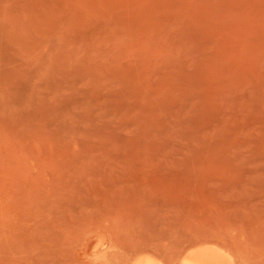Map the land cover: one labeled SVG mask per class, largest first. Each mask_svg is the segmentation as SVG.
<instances>
[{"label": "rangeland", "instance_id": "obj_1", "mask_svg": "<svg viewBox=\"0 0 264 264\" xmlns=\"http://www.w3.org/2000/svg\"><path fill=\"white\" fill-rule=\"evenodd\" d=\"M181 262L264 264V0H0V264Z\"/></svg>", "mask_w": 264, "mask_h": 264}, {"label": "bare ground", "instance_id": "obj_2", "mask_svg": "<svg viewBox=\"0 0 264 264\" xmlns=\"http://www.w3.org/2000/svg\"><path fill=\"white\" fill-rule=\"evenodd\" d=\"M190 262H191V261H190ZM181 263H182V262H181ZM182 264H187V262H186V263L184 262V263H182Z\"/></svg>", "mask_w": 264, "mask_h": 264}]
</instances>
